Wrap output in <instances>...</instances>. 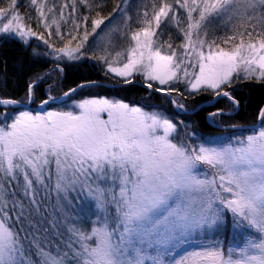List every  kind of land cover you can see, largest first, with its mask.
I'll return each mask as SVG.
<instances>
[{
  "label": "snow or ice",
  "instance_id": "obj_1",
  "mask_svg": "<svg viewBox=\"0 0 264 264\" xmlns=\"http://www.w3.org/2000/svg\"><path fill=\"white\" fill-rule=\"evenodd\" d=\"M128 5L113 9L126 30ZM29 6L35 17L22 15L18 0L0 7V35L41 40L58 61L91 53L106 76L126 85L139 76L178 109L174 94L204 92L238 108L226 89L264 83V0H145L132 43L114 55L109 32L93 42L98 53L89 44L110 20L100 0ZM216 22L225 34L209 39ZM162 24L182 41H161ZM55 99L33 112L0 98V264H264V108L256 125L222 139L117 99H65L49 110Z\"/></svg>",
  "mask_w": 264,
  "mask_h": 264
},
{
  "label": "trees",
  "instance_id": "obj_2",
  "mask_svg": "<svg viewBox=\"0 0 264 264\" xmlns=\"http://www.w3.org/2000/svg\"><path fill=\"white\" fill-rule=\"evenodd\" d=\"M10 0H0V7H6ZM57 5L63 0H56ZM102 3L101 14L103 16H110V20L105 21V25L110 27L120 19L119 11L113 12L117 3L123 6V0H100ZM58 10V9H57ZM18 11L21 14H31L36 16L34 9L29 6V0H18ZM82 14H88L87 10L79 7ZM182 11V10H181ZM95 15V11L92 12ZM31 26L38 32H43L45 38H48L47 31L41 25L37 28L35 19L30 21ZM89 25L91 20H89ZM167 23V22H166ZM105 25L97 30V35L101 34L106 28ZM139 26L130 25L129 31L134 30ZM163 35L160 37L161 41H167L169 36L172 37L175 44L182 41V36L173 26L161 25ZM67 29L62 28V31ZM226 28L221 26L219 22L213 24L209 30V39L213 36H222L225 34ZM96 36L89 39V44L93 45L96 41ZM51 42L63 46V41L59 37H51ZM99 42V41H98ZM75 43V41L73 42ZM100 43V42H99ZM101 44V43H100ZM102 46V45H101ZM39 48L41 55L34 56L33 50ZM94 51L97 48L93 45ZM46 45L36 38H33L28 45H24L14 38L0 39V98H11L21 103H24L25 97L28 99V85L35 83L34 95L31 97L32 105L40 104L47 98L46 89L54 82H51V71L53 68L52 61L44 55ZM98 53V52H97ZM89 53L88 57L75 61L70 64H63L60 67L58 79L55 81V87L52 91L53 96H62L66 91L81 84H88L87 87L79 88L76 93L72 95L73 100H80L84 98H109L121 100L129 103L131 106H145V104L154 105L160 112L166 114L174 122H184L191 132H195L202 136L216 137L223 135L226 137L232 136L240 129H217L210 125L208 116L220 110L223 114L214 117L212 120L221 123V126H246L254 125L257 121V116L260 109L264 105V83H257L255 80H241L236 83L233 88H229V92L239 101L238 109L230 115L234 105L227 99L220 98L213 105L204 106L197 109L192 114L177 113L171 106L170 99L159 93L150 92L147 89L136 84H128L126 86H118L122 82L118 78L111 75H105L102 64L92 58ZM43 78V79H38ZM138 82L144 83L140 78L136 77ZM111 85V86H106ZM183 91L184 86L178 85ZM181 103L184 104L185 110L192 111L201 103L211 100L214 96L211 92H204L200 94L185 93L184 96L174 94ZM172 98V97H171ZM62 104H49L58 110ZM235 108V107H234ZM14 110V109H9ZM183 126V125H181Z\"/></svg>",
  "mask_w": 264,
  "mask_h": 264
},
{
  "label": "rangeland",
  "instance_id": "obj_3",
  "mask_svg": "<svg viewBox=\"0 0 264 264\" xmlns=\"http://www.w3.org/2000/svg\"><path fill=\"white\" fill-rule=\"evenodd\" d=\"M145 2V0H129V5H128V9H127V12H128V15L132 17V20L129 22L130 25L132 26H139L140 24H138L136 21H137V11L138 10H142V4ZM112 28H116L117 30L115 32H111L110 30ZM105 32H109V34L111 35V38L113 40V43H114V47L112 48V54L114 55L116 51H121L123 49H126L131 42L130 40V31L129 30H126L124 29V19L123 17H120V19L117 20L116 23H113L110 27H108L107 29H105L101 34H98L97 37H96V41L98 39V36H103ZM122 33H127V34H122ZM13 38L9 35H0V39L2 38ZM107 37H105L106 39ZM16 40H18L19 42H21L19 39L17 38H14ZM33 38H31L32 40ZM30 40V41H31ZM99 42L101 43V45L103 46L104 44V39H101L99 40ZM22 43V42H21ZM24 44V43H23ZM25 45V44H24ZM97 52H99V49H96ZM50 51V50H49ZM45 55V54H44ZM47 56V55H46ZM51 61H52V64H53V68L51 71V79L52 81L51 82H54L51 86H49L47 89H46V93H47V98L49 96H52V97H56L57 99H59L61 96H53L51 93L55 87V81L58 79L59 77V73H60V67L63 65V64H70V63H74L75 61H67V60H55L53 59L52 57L50 56H47ZM137 78L141 79L143 82V78L137 76ZM119 79V78H118ZM137 81V79H135ZM228 90V89H226ZM229 91V90H228ZM46 98V99H47ZM92 98V97H91ZM221 98H224V99H227L226 97H221ZM55 99V100H57ZM177 99V98H176ZM27 98L25 97V100H24V103L27 102ZM67 100H70V101H77V100H73L72 99V96L67 98ZM228 100V99H227ZM229 101V100H228ZM231 102V101H230ZM232 103V102H231ZM63 104V103H62ZM183 104V103H182ZM38 104L36 103L35 105L33 104V106H37ZM49 110H55L53 107H49V105L47 106ZM143 108H145L146 110H154V111H159L156 107H154V105H151V104H145V106H141ZM235 107V106H234ZM232 108L231 112H234L236 111V107L235 108ZM179 110H185L184 109H179ZM187 111V110H186ZM213 118L210 119V117L208 118L210 124H213L215 126H218V127H222L221 123H217V122H213L212 120ZM217 138H225V136L223 135H218Z\"/></svg>",
  "mask_w": 264,
  "mask_h": 264
},
{
  "label": "water",
  "instance_id": "obj_4",
  "mask_svg": "<svg viewBox=\"0 0 264 264\" xmlns=\"http://www.w3.org/2000/svg\"><path fill=\"white\" fill-rule=\"evenodd\" d=\"M90 83H88V84H83V85H89ZM132 84H136V85H138V86H140V87H143V88H145V89H147L148 91H150V92H153V91H151L150 89H148V88H146L145 86H144V83H141V82H138V81H136V80H134V82L132 83ZM82 85V84H81ZM80 86V85H79ZM79 86H77V87H73V88H77V89H79L80 87ZM106 86H111V85H106ZM118 86H126V84H123V83H121L120 85H118ZM72 88V89H73ZM71 90V89H70ZM69 90V91H70ZM154 93H156V92H154ZM160 94V93H159ZM221 97H223V96H221ZM221 97H213V99H211L210 101H208V102H205V103H201L200 105H198L197 107H195L192 111H185V110H179L175 105H173L172 103H171V106L173 107V109L177 112V113H180V114H192L193 112H195L197 109H199V108H201V107H204V106H210V105H213L219 98H221ZM170 100H171V97H168ZM66 98H64V95H62L59 99H57V100H54V101H52V102H50V103H53V104H58V103H61V102H63L64 100H65ZM40 105V104H39ZM39 105H37V106H35V107H32L31 106V99L29 100L28 99V101H27V103H20V106L22 107V108H27V109H29V110H31V111H33V112H36V111H40V109H39ZM236 107V106H235ZM262 108H264V105H263V107ZM236 109H237V107H236ZM226 115H230V114H233V113H225ZM257 122H258V119H257ZM257 122H256V124H257ZM255 124V125H256ZM212 127H215V128H219V129H226V128H234V127H232V126H228V127H218V126H215V125H213V124H210ZM253 125H247V126H241V127H235V128H240V129H247V128H250V127H252Z\"/></svg>",
  "mask_w": 264,
  "mask_h": 264
}]
</instances>
